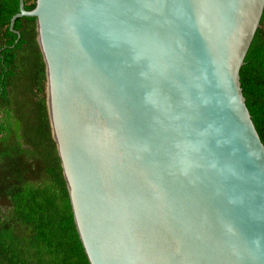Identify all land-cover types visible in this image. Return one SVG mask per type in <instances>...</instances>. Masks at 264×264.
<instances>
[{
  "label": "water",
  "instance_id": "1",
  "mask_svg": "<svg viewBox=\"0 0 264 264\" xmlns=\"http://www.w3.org/2000/svg\"><path fill=\"white\" fill-rule=\"evenodd\" d=\"M264 0H35L46 107L89 264H264V144L240 70Z\"/></svg>",
  "mask_w": 264,
  "mask_h": 264
},
{
  "label": "trees",
  "instance_id": "2",
  "mask_svg": "<svg viewBox=\"0 0 264 264\" xmlns=\"http://www.w3.org/2000/svg\"><path fill=\"white\" fill-rule=\"evenodd\" d=\"M18 12L19 0H0V264H89L51 135L36 19L11 29ZM240 81L264 144V12Z\"/></svg>",
  "mask_w": 264,
  "mask_h": 264
}]
</instances>
